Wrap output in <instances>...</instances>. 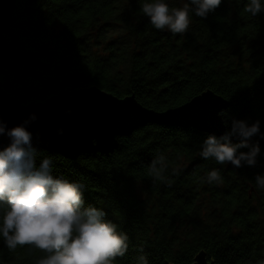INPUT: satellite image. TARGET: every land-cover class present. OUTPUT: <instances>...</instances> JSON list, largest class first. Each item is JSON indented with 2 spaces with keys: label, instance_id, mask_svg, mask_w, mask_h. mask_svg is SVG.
<instances>
[{
  "label": "trees",
  "instance_id": "obj_1",
  "mask_svg": "<svg viewBox=\"0 0 264 264\" xmlns=\"http://www.w3.org/2000/svg\"><path fill=\"white\" fill-rule=\"evenodd\" d=\"M143 0H17L5 37L12 63L0 72L3 87L20 102H43L65 91L99 87L117 97L134 95L162 112L211 91L228 102L232 118L261 121L264 132V12L243 11L246 0H223L206 19L191 14L183 35L157 30L141 11ZM183 7L187 0H168ZM208 132L149 123L118 138L109 154L77 159L37 149L54 175L85 185V207L103 208L127 233L129 248L115 264H195L204 252L214 264H264V139L256 166L235 169L199 156ZM233 143L239 142L237 137ZM248 149H242L247 151ZM164 155V178L149 165ZM219 169L220 185L203 182ZM45 255L30 246L9 251L0 238V264H35Z\"/></svg>",
  "mask_w": 264,
  "mask_h": 264
},
{
  "label": "clouds",
  "instance_id": "obj_2",
  "mask_svg": "<svg viewBox=\"0 0 264 264\" xmlns=\"http://www.w3.org/2000/svg\"><path fill=\"white\" fill-rule=\"evenodd\" d=\"M222 2L187 0L183 7H170L168 0H143L141 11L155 29L175 36L187 32L191 14L206 19ZM243 11L258 16L264 12V0H246ZM36 119L32 113L12 128L0 119V136L10 140L0 148V238L9 251L25 245L42 251L45 255L35 264H115L116 258L128 251L127 233L106 219L103 208L85 207V185L54 175L50 156L37 164L40 153L33 146V134L28 128ZM256 136L264 139L260 120L249 123L232 118L230 128L222 135L211 133L203 139L199 156L219 165L231 164L235 169L254 167L261 154L259 140L252 142ZM233 137L239 142L233 143ZM168 166L166 157L158 155L149 165V175L161 180ZM203 182L222 184L220 170L208 171ZM255 185L264 191V173L256 175ZM139 251L137 264H149L143 248Z\"/></svg>",
  "mask_w": 264,
  "mask_h": 264
},
{
  "label": "water",
  "instance_id": "obj_3",
  "mask_svg": "<svg viewBox=\"0 0 264 264\" xmlns=\"http://www.w3.org/2000/svg\"><path fill=\"white\" fill-rule=\"evenodd\" d=\"M16 2L0 0V72L12 63L13 52L5 33ZM227 106L223 97L207 91L178 107L157 112L143 106L134 95L120 98L99 87L65 90L46 101L24 104L4 89L0 79V119L12 128L35 113L37 119L28 125L33 146L67 159L92 151L109 154L118 147L119 137L149 123L195 128L220 136L226 131L221 111ZM9 143L6 135L0 136V148ZM195 264L214 263L201 252Z\"/></svg>",
  "mask_w": 264,
  "mask_h": 264
}]
</instances>
